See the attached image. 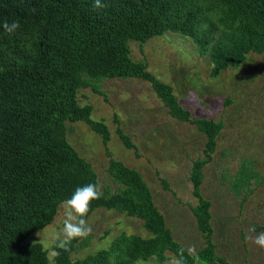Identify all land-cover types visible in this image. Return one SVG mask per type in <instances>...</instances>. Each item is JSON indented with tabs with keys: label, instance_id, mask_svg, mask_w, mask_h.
Returning <instances> with one entry per match:
<instances>
[{
	"label": "trees",
	"instance_id": "16d2710c",
	"mask_svg": "<svg viewBox=\"0 0 264 264\" xmlns=\"http://www.w3.org/2000/svg\"><path fill=\"white\" fill-rule=\"evenodd\" d=\"M93 3L0 0V264H49L42 245L27 243L28 236L48 226L78 186L98 183L91 163L66 138V123L78 121L101 137L109 157L106 172L117 187L104 188L85 219L99 209L113 210L139 219L150 237L120 234L108 248L82 259L72 254L89 245L88 237L73 240L68 251L55 241L53 264H135L150 257L163 263L165 251L177 255L182 246L165 227L148 186L136 170L111 157L104 121L93 120L91 106L77 102L80 89L105 100L100 82L129 78L148 82L172 119L204 135V158L193 161L190 173L197 205L189 209L204 240L201 259L229 264L215 253L210 203L199 193L201 171L212 160L223 125L191 118L173 88L148 72L144 61L131 58L129 44L175 33L191 40L217 76L239 67L249 53H264V0H101L100 9ZM4 20L20 23L16 34H5ZM114 121L118 124L116 116ZM116 134L136 150L119 127ZM235 177L231 186L236 195L245 191V201L258 174L245 162Z\"/></svg>",
	"mask_w": 264,
	"mask_h": 264
},
{
	"label": "rangeland",
	"instance_id": "374dc122",
	"mask_svg": "<svg viewBox=\"0 0 264 264\" xmlns=\"http://www.w3.org/2000/svg\"><path fill=\"white\" fill-rule=\"evenodd\" d=\"M129 45L131 58L144 61L148 72L169 84L191 118L222 123L212 160L201 171L199 188L200 195L210 203L215 253L229 264H264V249L245 239L264 231V53H249L239 67L212 76L207 57L198 54L190 39L175 33ZM99 85L105 100L89 88L80 89L78 104L91 106V118L104 121L110 133L107 148L111 157L140 174L173 240L185 249L195 245L198 252L204 240L189 209L197 205L190 173L193 161L204 158V135L194 125L172 119L146 81L106 79ZM66 126L67 141L91 163L101 191H116L106 172L109 157L101 137L81 121ZM118 127L136 150L124 146L116 134ZM243 161L258 174L250 181L253 191L245 201V191L236 195L234 183L231 186ZM64 218L60 205L53 221L27 238L29 244L42 245L49 264H53L52 245ZM87 222L92 228L89 245L76 250L72 259L108 248L120 234L150 237L139 219L113 210H96ZM253 225L256 233H248ZM165 255L163 263L150 257L135 264H166L173 255L168 251Z\"/></svg>",
	"mask_w": 264,
	"mask_h": 264
},
{
	"label": "clouds",
	"instance_id": "9594fccd",
	"mask_svg": "<svg viewBox=\"0 0 264 264\" xmlns=\"http://www.w3.org/2000/svg\"><path fill=\"white\" fill-rule=\"evenodd\" d=\"M93 7L100 9L104 5L101 0H94ZM20 27L18 21L4 20L2 23L5 34L9 36L16 34ZM101 195V186L98 183H89L78 186L70 198L61 202L65 218L62 229L55 236L57 248L68 251L73 240L87 238L92 233V228L85 218L91 209L92 201L100 199ZM247 231L256 233V227L253 225ZM245 239L264 249V231L256 235H247ZM187 258H191L192 264H207L201 259L195 245H190L186 249L179 248L177 255L171 257L166 264H187Z\"/></svg>",
	"mask_w": 264,
	"mask_h": 264
}]
</instances>
